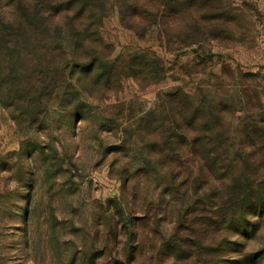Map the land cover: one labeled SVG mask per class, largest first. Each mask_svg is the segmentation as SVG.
I'll list each match as a JSON object with an SVG mask.
<instances>
[{
  "label": "rangeland",
  "instance_id": "374dc122",
  "mask_svg": "<svg viewBox=\"0 0 264 264\" xmlns=\"http://www.w3.org/2000/svg\"><path fill=\"white\" fill-rule=\"evenodd\" d=\"M197 2L98 0L97 34L82 17L62 41L15 22L0 50V264H237L220 232L203 235L222 174L197 170L190 142L216 119L245 180L243 132L264 126V0ZM252 220L241 264H264V211Z\"/></svg>",
  "mask_w": 264,
  "mask_h": 264
},
{
  "label": "trees",
  "instance_id": "16d2710c",
  "mask_svg": "<svg viewBox=\"0 0 264 264\" xmlns=\"http://www.w3.org/2000/svg\"><path fill=\"white\" fill-rule=\"evenodd\" d=\"M197 1L193 0L195 3H198ZM122 8L121 19L125 22L126 11L130 15V9L143 12L147 11L148 6L130 4L129 10L124 6ZM151 8L153 9L150 7V10ZM102 11L104 5H99L98 0H0V50L16 48L14 26L18 20L19 24L23 25L25 22L29 28H38L40 32L55 33L54 39L62 41L61 35L70 31L75 33L77 26L74 24L82 17L92 23L90 31L94 35L97 34V24L103 18ZM144 20L139 21L137 26L142 25ZM147 21L148 24L143 30L153 23L152 20ZM34 23L35 27L32 26ZM126 23L131 26L130 22L126 21ZM22 31L24 29L20 32ZM70 43L77 44L74 34H71ZM207 115L212 114L207 113ZM205 117L206 114H203L202 118ZM215 121L213 117L208 118L204 122L201 138L198 139L199 136H196L190 142L193 156L200 160V164L195 168L206 172L209 176L222 174L217 186H213L217 183L215 182L218 181L217 178L209 182L210 185L207 184L206 190L210 192L206 199L208 203L205 205L208 208L205 210L207 217L200 225L204 229L205 238L212 234L211 231L220 232L225 244L221 249L227 251L228 256L235 254L237 257L235 262L241 264L246 257L249 258V254L247 255L240 246L239 239H249V232L254 226L252 218L255 215L261 216L264 211V126L259 130L249 127L243 132V153L240 154L243 156V168L247 175L244 181L239 182L234 176L236 172L232 158L234 150L232 146H226L222 142L225 141L224 138L221 139L222 135L214 134ZM236 235L241 237L232 238ZM232 245L234 248H231Z\"/></svg>",
  "mask_w": 264,
  "mask_h": 264
}]
</instances>
